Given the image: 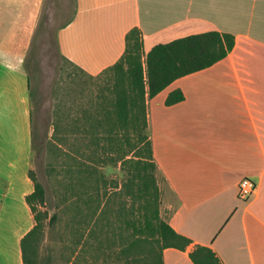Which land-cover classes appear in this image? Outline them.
<instances>
[{
    "label": "crops",
    "instance_id": "crops-1",
    "mask_svg": "<svg viewBox=\"0 0 264 264\" xmlns=\"http://www.w3.org/2000/svg\"><path fill=\"white\" fill-rule=\"evenodd\" d=\"M11 3L0 9L13 10ZM134 27L145 51L213 29L234 37L223 59L146 100L164 178L160 216L191 240L185 250L163 249V264H193L188 254L196 244L222 264H264V0H75L59 48L96 75L120 58ZM1 59L0 264H22L20 239L33 225L25 200L33 191L31 103L23 67ZM174 89L184 98L167 105ZM244 177L255 183L247 199L237 194Z\"/></svg>",
    "mask_w": 264,
    "mask_h": 264
},
{
    "label": "trees",
    "instance_id": "trees-1",
    "mask_svg": "<svg viewBox=\"0 0 264 264\" xmlns=\"http://www.w3.org/2000/svg\"><path fill=\"white\" fill-rule=\"evenodd\" d=\"M233 45L232 34L213 29L156 43L145 51L141 33L134 27L125 35L120 58L95 76L64 56L81 74L94 79L95 85L87 102H64L57 108L47 142L55 149H51L50 165L65 190L63 202L68 205L78 243L96 242L97 251L104 242L106 248L113 243L117 259L125 264H163V249L185 250L191 243L160 216L159 181L164 178L153 156L146 100L175 79L223 59ZM35 59L34 37L22 64L31 106L37 95ZM183 98L182 91L174 89L165 103ZM33 121L31 107L32 151L37 148ZM117 164L124 179L110 184L100 169ZM29 176L33 191L25 200L33 225L20 239L21 258L22 264H39L38 247L48 213L39 208L45 200L44 186L31 170ZM188 255L193 264H222L205 245L196 244Z\"/></svg>",
    "mask_w": 264,
    "mask_h": 264
},
{
    "label": "rangeland",
    "instance_id": "rangeland-1",
    "mask_svg": "<svg viewBox=\"0 0 264 264\" xmlns=\"http://www.w3.org/2000/svg\"><path fill=\"white\" fill-rule=\"evenodd\" d=\"M8 1H13V10L0 9V61L3 57V61L23 67L31 42L34 37L36 40L35 61H38L39 70L36 100L31 107L37 148L32 151L30 170L44 186L45 200L39 208L48 213L38 247L39 264H125L117 259L118 249L113 243L106 248L108 244L104 242L100 251L95 248L96 242L78 243L68 205L63 202L65 190L50 165L54 155L51 149H55L47 142L51 138L57 108L64 102L69 105L87 102L95 87L94 79L81 74L59 48L58 32L73 15L75 0ZM100 170L110 184L115 179L119 182L124 179L119 164Z\"/></svg>",
    "mask_w": 264,
    "mask_h": 264
},
{
    "label": "built area",
    "instance_id": "built-area-1",
    "mask_svg": "<svg viewBox=\"0 0 264 264\" xmlns=\"http://www.w3.org/2000/svg\"><path fill=\"white\" fill-rule=\"evenodd\" d=\"M255 189V183L252 179L244 177L239 181L237 194L241 199L249 198Z\"/></svg>",
    "mask_w": 264,
    "mask_h": 264
}]
</instances>
